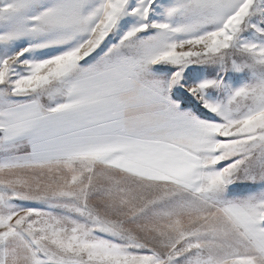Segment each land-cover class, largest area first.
Returning a JSON list of instances; mask_svg holds the SVG:
<instances>
[{"label":"snow or ice","instance_id":"obj_1","mask_svg":"<svg viewBox=\"0 0 264 264\" xmlns=\"http://www.w3.org/2000/svg\"><path fill=\"white\" fill-rule=\"evenodd\" d=\"M0 264H264V0H0Z\"/></svg>","mask_w":264,"mask_h":264}]
</instances>
